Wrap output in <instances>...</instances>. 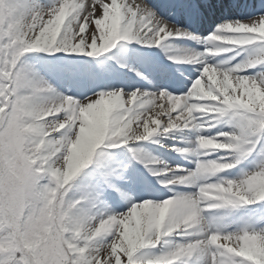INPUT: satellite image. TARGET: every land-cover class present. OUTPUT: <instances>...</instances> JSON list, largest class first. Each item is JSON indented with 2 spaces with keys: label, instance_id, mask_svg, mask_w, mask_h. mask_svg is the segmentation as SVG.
<instances>
[{
  "label": "snow or ice",
  "instance_id": "6c2138e0",
  "mask_svg": "<svg viewBox=\"0 0 264 264\" xmlns=\"http://www.w3.org/2000/svg\"><path fill=\"white\" fill-rule=\"evenodd\" d=\"M0 264H264V0H0Z\"/></svg>",
  "mask_w": 264,
  "mask_h": 264
},
{
  "label": "bare ground",
  "instance_id": "6f19581e",
  "mask_svg": "<svg viewBox=\"0 0 264 264\" xmlns=\"http://www.w3.org/2000/svg\"><path fill=\"white\" fill-rule=\"evenodd\" d=\"M88 2H89V0H84V3L87 4ZM135 2H139V0H135ZM221 19H223V17L218 18L215 21V23L213 25H211L209 27V29H207V31H205L204 33H202V35H207L208 32H210L212 30V28H214L215 25L220 22ZM171 43L173 45H175V46H178V47H189V46H187V44L183 40H176V41H172ZM151 51L156 52L157 53V56H159V57H164V54L162 52H158V50H151ZM164 66L166 68H168V69H171V68L174 67V65L170 64L169 62L164 63ZM175 66L177 67V71L178 72L180 70H184L183 65H175ZM129 75H132V74L130 73ZM179 135H182V134H179ZM170 142L171 141L170 140H167V139L161 140V143H164V144H168ZM153 152H155L156 154H158V156L161 155L162 159H165V160L169 161L172 164H181L184 167H188V168H191L192 167V165L189 164V163H187V161L181 160L179 157H176V156H174L171 153H165L160 148H153Z\"/></svg>",
  "mask_w": 264,
  "mask_h": 264
},
{
  "label": "rangeland",
  "instance_id": "374dc122",
  "mask_svg": "<svg viewBox=\"0 0 264 264\" xmlns=\"http://www.w3.org/2000/svg\"><path fill=\"white\" fill-rule=\"evenodd\" d=\"M162 149V148H161ZM164 149V148H163ZM154 155H156V154H154ZM156 156H158V155H156ZM158 157H160V156H158ZM160 158H162V157H160ZM233 172H235V170H233ZM222 214V213H221ZM220 214V215H221ZM206 215H212V213H207Z\"/></svg>",
  "mask_w": 264,
  "mask_h": 264
}]
</instances>
